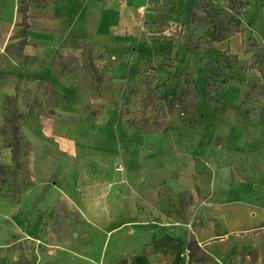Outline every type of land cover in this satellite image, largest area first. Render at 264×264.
<instances>
[{
  "label": "rangeland",
  "instance_id": "rangeland-1",
  "mask_svg": "<svg viewBox=\"0 0 264 264\" xmlns=\"http://www.w3.org/2000/svg\"><path fill=\"white\" fill-rule=\"evenodd\" d=\"M252 197L264 0H0V264H131L104 250L137 233L199 256L153 211Z\"/></svg>",
  "mask_w": 264,
  "mask_h": 264
},
{
  "label": "crops",
  "instance_id": "crops-1",
  "mask_svg": "<svg viewBox=\"0 0 264 264\" xmlns=\"http://www.w3.org/2000/svg\"><path fill=\"white\" fill-rule=\"evenodd\" d=\"M228 194L234 195L233 189ZM190 209L186 225H177L176 219L155 211L150 219L160 222L171 239L191 241L199 256L184 247L180 260H175V253L171 260L157 246L159 239L144 244L138 233L131 242L116 235L115 244L107 245L104 253L119 254L122 259L130 257L131 264H264V200L252 197L246 201L231 198L219 203L204 201Z\"/></svg>",
  "mask_w": 264,
  "mask_h": 264
},
{
  "label": "trees",
  "instance_id": "trees-1",
  "mask_svg": "<svg viewBox=\"0 0 264 264\" xmlns=\"http://www.w3.org/2000/svg\"><path fill=\"white\" fill-rule=\"evenodd\" d=\"M167 239H171V238H169V237H167ZM176 252H175V260H180V252H181V250L183 249V248H180L179 247V244H176Z\"/></svg>",
  "mask_w": 264,
  "mask_h": 264
}]
</instances>
